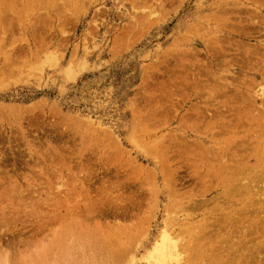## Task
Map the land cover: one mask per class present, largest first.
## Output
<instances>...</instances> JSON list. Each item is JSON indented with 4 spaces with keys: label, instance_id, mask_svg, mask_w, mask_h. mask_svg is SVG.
I'll use <instances>...</instances> for the list:
<instances>
[{
    "label": "rangeland",
    "instance_id": "obj_1",
    "mask_svg": "<svg viewBox=\"0 0 264 264\" xmlns=\"http://www.w3.org/2000/svg\"><path fill=\"white\" fill-rule=\"evenodd\" d=\"M263 24L264 0H0V251L8 253V261L143 264L142 254L166 229L181 236V263L227 264L225 251L204 247L192 255L188 250L191 226L197 229L202 221L209 230L219 215L221 221L235 216L240 226L235 224L239 228L230 245L222 243L224 250L232 252V244L247 241L249 252L256 251L254 241H248L252 235L244 238L240 230L254 224L253 216L264 217L259 210L264 168L256 167L253 158L257 136L264 139V126H258L264 116ZM235 46L252 56L243 69ZM189 67L195 68L192 73ZM219 81L239 98L235 107L221 95ZM239 90L251 95L244 107L248 111L243 108L247 126L237 117L244 106ZM195 109L202 113L197 118ZM218 109L224 113L216 117ZM234 117L241 120L242 132L226 128L239 124ZM238 139H244L243 155H252L231 166L243 173L233 180L234 185L241 180L235 185L242 187L241 196L227 181L234 169L218 179L199 162L222 154L233 144L228 141ZM245 140L251 145L245 147ZM235 150L233 155H242ZM194 164L196 173L201 168L197 174ZM244 187H252L247 196ZM214 195L213 201L200 203ZM261 247L253 262L264 264Z\"/></svg>",
    "mask_w": 264,
    "mask_h": 264
},
{
    "label": "bare ground",
    "instance_id": "obj_2",
    "mask_svg": "<svg viewBox=\"0 0 264 264\" xmlns=\"http://www.w3.org/2000/svg\"><path fill=\"white\" fill-rule=\"evenodd\" d=\"M241 2V1H240ZM233 3V2H232ZM239 3V2H238ZM241 5V4H240ZM231 6H233V4L231 5ZM229 9H227V11H228ZM234 10V9H233ZM226 11V12H227ZM229 11H231V8H230V10ZM229 11H228V13H229ZM250 19V18H249ZM251 20V19H250ZM238 21V20H237ZM251 23V22H250ZM256 24L257 23H259V22H255ZM259 24H261L262 25V23H259ZM251 25V24H250ZM254 25V24H253ZM264 25V24H263ZM257 27H258V24L256 25ZM253 28H255V25L254 26H252ZM251 27V28H252ZM262 27V26H261ZM259 29V28H258ZM261 29V28H260ZM263 29H264V27H263ZM256 31H259V30H257V29H255ZM262 32H263V30H262ZM258 33V32H257ZM259 33H261V32H259ZM264 34V33H263ZM215 38V37H214ZM216 39V38H215ZM244 44V43H243ZM258 45H256V46H253V47H257ZM207 47V46H206ZM235 47H237V46H235ZM234 47V48H235ZM239 47V46H238ZM237 47V48H238ZM245 47H247V46H245ZM245 47H244V49H245ZM242 48H243V45H242ZM239 49H241V48H238V51L237 52H239L240 51V53L243 55V58H244V61H240L241 63V68L242 67H244V65L245 64H243V62L244 63H248L249 62V59H251V57L252 56H249V52L245 49V50H239ZM252 49V48H251ZM233 50H235V49H233ZM237 50V49H236ZM253 50H255L254 48L252 49V51ZM259 50V49H258ZM256 51V50H255ZM240 53H237V54H240ZM259 53V52H258ZM222 54V53H221ZM236 54V53H235ZM240 54V55H241ZM257 54V53H256ZM223 55H225V54H223ZM252 55H254V54H252ZM213 56H215V54H213ZM219 56H221V55H219ZM262 56V55H261ZM209 57V56H208ZM250 57V58H249ZM263 57H264V55H263ZM215 58H217V57H215ZM214 58V59H215ZM218 58H220V57H218ZM262 58V57H261ZM214 59H212V61H214ZM210 60H211V58H210ZM259 60H261V64L264 66V58H262V59H259ZM226 61V60H225ZM228 61V60H227ZM235 61V60H234ZM234 61H232V62H234ZM228 62H230L231 63V61H228ZM236 62V61H235ZM252 62V61H251ZM259 61H257L256 62V65H257V63H258ZM238 63V62H237ZM236 64V63H235ZM239 64V63H238ZM250 64V63H249ZM198 65H202V64H198ZM216 66H217V64H215ZM226 65V64H225ZM258 65L259 66H261L260 68H263L262 67V65H260L259 63H258ZM258 65H257V68H258ZM191 66V65H190ZM202 66H204V65H202ZM251 66H253V65H251ZM251 66H249V67H251ZM193 67V66H192ZM195 67V66H194ZM198 67V66H197ZM196 67V68H197ZM218 67V66H217ZM233 67V66H232ZM200 68V67H199ZM198 68V69H199ZM206 68V67H205ZM219 68H221V66L219 67ZM230 68V67H229ZM240 68V69H241ZM247 69H249L248 67H246ZM252 68V67H251ZM192 68H190L189 67V70H191ZM195 69V68H194ZM194 69H192L191 71H189L190 73H192V71H194ZM200 69H202V70H204L203 68H200ZM199 69V70H200ZM209 68H207V70H208ZM227 69V68H226ZM243 69V68H242ZM253 69V68H252ZM259 69V68H258ZM264 69V68H263ZM262 69V70H263ZM197 70V69H196ZM198 70V71H199ZM202 70H200V71H202ZM256 70V69H255ZM247 71V70H246ZM261 71V70H260ZM203 72V71H202ZM202 72L200 73V72H196V73H200V75L202 76ZM189 73V74H190ZM204 73V72H203ZM206 73V72H205ZM243 73H246L245 71L243 72ZM254 73H256V72H254ZM261 73V72H260ZM195 73H193V75L192 76H194V77H196L198 74H196V75H194ZM209 74V73H208ZM207 74V75H208ZM211 74H212V72H211ZM210 74V75H211ZM257 74V73H256ZM200 75L198 76V77H196V78H199L200 77ZM262 75H264L263 74V71H262V74H261V76ZM206 76V75H205ZM209 76V75H208ZM189 77H191L190 75H189ZM216 77V76H215ZM224 77H225V75H224ZM247 77V76H246ZM193 78V77H192ZM208 78V77H207ZM210 78V77H209ZM217 78V77H216ZM221 78V77H220ZM225 78H227V77H225ZM234 78V77H233ZM189 79V78H188ZM187 79V80H188ZM191 79V78H190ZM235 79H236V76H235ZM186 80V79H185ZM200 80H202V78H200L199 79V83H200ZM204 80V79H203ZM216 80V79H215ZM217 80H218V78H217ZM245 80H246V78H245ZM245 80L243 81L245 84H243L244 86H247V84L249 85H251V83H253L252 82V79H250V81L247 79V81H249V82H251V83H247V82H245ZM191 81H192V79H191ZM205 81H207V79L205 80ZM221 81H224V80H221ZM236 81V80H235ZM240 81V80H239ZM214 82V81H213ZM237 82V81H236ZM205 83V82H204ZM226 82H218L217 83V87H218V89H220L221 90V95L223 94V96L225 95L226 97H227V99H228V102L230 103V104H232L233 102H237V100H239V98H238V96H237V100L234 98V95L233 94H231V95H229L228 93H229V87L225 84ZM179 84H181V83H179ZM183 84H185V83H183ZM188 84H189V82H188ZM198 83H196V85H197ZM201 84V83H200ZM206 84V83H205ZM240 84V83H239ZM190 85H192L191 83H190ZM199 85V84H198ZM249 85V86H250ZM185 86H186V84H185ZM216 86V85H215ZM241 86H242V84H241ZM189 87V86H188ZM194 87V86H193ZM192 87V88H193ZM196 87H198V86H196ZM251 87V86H250ZM249 87V88H250ZM191 88V87H190ZM242 88V87H241ZM231 89V88H230ZM251 89V88H250ZM262 89H263V87H262ZM195 90V89H194ZM196 90H197V88H196ZM219 90V91H220ZM232 90V89H231ZM232 91H236V90H232ZM259 91V90H258ZM231 92V91H230ZM238 93L237 94H239L240 92H241V90H239V91H237ZM217 93V92H216ZM219 93V92H218ZM242 93V92H241ZM240 93V94H241ZM245 93V92H244ZM196 94V93H195ZM196 95H198V94H196ZM243 94H241V96H242ZM247 95H249V94H247ZM247 95H245V96H247ZM256 95V94H255ZM254 95V96H255ZM241 96H239L240 97V102H239V104L240 103H244V106L243 107H240V108H238L237 110H236V112L238 113V115H237V117L238 116H241V120L243 119V115L244 114H246L245 112H244V107L245 106H247V107H249V103L247 104L246 103V101H248L250 98V96L251 95H249V97L247 96L246 98H245V96L243 95L242 97ZM196 97V96H195ZM230 97V98H229ZM257 97V96H256ZM262 96H260V98H261ZM248 98V99H247ZM226 99V98H225ZM251 99H254L253 98V96H252V98ZM263 100H264V98H263ZM227 101V100H226ZM261 101V100H260ZM264 102V101H263ZM252 103V101L250 102V104ZM252 104H254V102L252 103ZM251 104V105H252ZM233 105V104H232ZM251 105H250V107H251ZM255 105V104H254ZM254 105H252V106H254ZM256 106V105H255ZM219 107V106H218ZM217 107V108H218ZM226 107V106H225ZM229 107V106H228ZM233 107H235L234 105H233ZM232 107V108H233ZM216 108V107H215ZM220 108H221V106H220ZM227 108V107H226ZM231 107H229V109H230ZM232 108H231V111H232ZM244 108V109H243ZM260 109H262V107H260ZM259 109V110H260ZM200 110V109H199ZM245 110H247L248 111V109H245ZM264 110V109H263ZM195 111H196V109H195ZM227 111V110H226ZM250 111H252V109L250 110ZM197 112V111H196ZM196 112H195V117L197 118L200 114H202L201 113V111H198L197 112V114H196ZM234 112H235V109H234ZM253 112V111H252ZM251 112V113H252ZM223 113H224V110L223 109H218V110H216L215 112H214V114H217V115H215L216 117H219V116H222L223 115ZM212 114V113H211ZM211 114L209 115L210 117H211ZM213 114V115H214ZM233 114V113H232ZM261 114V113H260ZM212 115V116H213ZM246 115H248V114H246ZM203 116V115H202ZM234 116L236 117V115L234 114ZM249 116V115H248ZM248 116H246V117H248ZM255 116V115H254ZM234 117V118H235ZM250 118V117H249ZM253 118H258V116H255V117H253L252 116V121H253ZM239 119V118H238ZM237 118H235V120H238ZM240 119L238 120L239 121V124H234V123H230V125L227 127V125H226V128L228 129V128H230V129H232V130H230V131H232V132H234V133H236L237 131L238 132H242V131H239V128H242V126L241 127H239L240 125H241V123H240V121H241ZM246 120V122L245 121H241V122H245V126H247V122L249 121V119L248 118H246L245 119ZM238 121H236L237 123H238ZM94 122V121H93ZM254 122V121H253ZM259 122V121H258ZM224 124H226V123H224ZM254 125H256V124H258V123H253ZM253 124H251V127L253 126ZM258 126H264V116L262 117V122L260 123L259 122V124H258ZM225 127V125H223V127L221 128V129H219L220 131H223V128ZM244 128V127H243ZM261 127H259L258 129H260ZM226 129V130H227ZM238 129V130H237ZM247 129V128H246ZM257 130V129H256ZM219 131V132H220ZM219 132H217V133H219ZM226 132V131H225ZM225 132H223L224 134H225ZM254 132H256L255 130L251 133L252 135H254L253 133ZM261 132H264V128H263V131H261ZM220 133H222V132H220ZM227 133V132H226ZM229 134H231V133H229ZM261 134H263V133H261ZM252 135H250V137L249 136H246V138H247V140H249L248 139V137L249 138H252L251 136ZM255 135H257V134H255ZM254 135V136H255ZM254 136H253V138H254ZM261 135H259V136H257V138H256V141H255V143L257 144V149H256V151L254 152V159H255V165H256V167H261L262 169L264 168V139H263V137H260ZM243 140L244 139H242V140H240V141H242L243 142ZM252 140V139H251ZM253 141V140H252ZM185 142V141H184ZM193 142H195V141H193ZM242 142H239V139H238V141L237 140H230V141H228V144L229 143H233V144H235V145H238L239 146V149H237L236 147H234L235 145H231L230 144V147L229 148H232L231 149V153L229 152L228 154H227V151L229 150V148H226V150H224V152L221 154V153H219V152H217V153H215L214 155L211 153V155L209 154V156L208 155H206V156H203V157H201L199 160V162L201 163V162H203V163H201V164H203V166L205 165L207 168H208V171H207V173L208 174H213L212 176H216V178H218V179H223V178H225L227 175H229V173L230 172H232L233 171V169L235 170L234 172H233V175L232 176H230L231 178H229L228 176H227V181H229V182H231L232 183V185L231 186H233V188L231 187V190L232 189H234V191H238L237 193H239V195L241 196V189H242V187H240L239 185H237V186H235L236 184H239L240 183V181H239V183L237 182L235 185H234V183L233 182H235V181H233L234 180V176H236V175H240V174H243V173H240V168L238 167L237 169L236 168H234L235 167V165L234 164H237L238 163V165L239 164H241L243 161H246V162H248L249 161V159L252 157V155L250 154V153H245V155H243V152L245 151H243V149L244 148H241V146H244V143H242ZM245 142H246V140H245ZM248 142H250V141H248ZM180 143H182V142H180ZM188 144H189V146H190V143L189 142H187ZM251 143V142H250ZM250 143H245V145L246 144H248V145H251ZM197 143H195V145H196ZM221 144V143H220ZM223 144H224V142H223ZM222 144V145H223ZM227 144V143H226ZM185 145V144H184ZM183 145V146H184ZM194 145V146H195ZM225 145V144H224ZM193 146V145H192ZM204 146H206V145H204ZM216 146V145H215ZM211 147V146H210ZM225 147V146H224ZM234 147V148H233ZM245 147H247V145L245 146ZM181 147L180 146H178V148L177 149H180ZM186 148V147H185ZM194 148V147H193ZM195 148H197V147H195ZM194 148V149H195ZM242 149V151H241V149ZM204 149V148H203ZM206 149V148H205ZM235 149H237V150H239V153L241 152L242 153V155L241 154H238V155H233L234 153V150ZM245 149H247V148H245ZM250 149V148H249ZM175 150V149H174ZM173 150V151H174ZM237 150H235V151H237ZM187 152H188V150H186ZM190 151H191V149H190ZM202 151V150H201ZM215 151V150H214ZM250 151V150H249ZM178 153L179 152H181V150H178L177 151ZM193 152V151H192ZM189 153V152H188ZM203 153V152H202ZM200 154V153H199ZM217 154V155H216ZM236 154V153H235ZM175 155V154H174ZM173 155V156H174ZM180 154H178V156H179ZM193 155H195V152H194V154ZM175 156H177V155H175ZM177 156V157H178ZM181 156H182V152H181ZM180 156V157H181ZM199 156V155H198ZM212 158H211V157ZM220 156V158H218ZM224 156H226L225 158H224ZM195 157H197V156H195ZM200 157V156H199ZM174 158V157H173ZM173 158L171 159V160H173ZM183 158V157H182ZM185 159H186V156L184 157ZM184 159V161H186V160H188V159H186L185 160ZM229 160V161H228ZM196 161V160H195ZM208 161L210 162V161H214L215 163L213 164V163H211L213 166L211 167V166H209L208 165ZM183 162V161H182ZM197 162V161H196ZM240 162V163H239ZM178 163H179V161H178ZM195 163V162H194ZM186 164H187V162H186ZM198 163H196V165H197ZM199 165V164H198ZM208 165V166H207ZM234 166L233 168L231 167V166ZM200 166V165H199ZM181 167V166H180ZM183 167V166H182ZM181 167V168H182ZM193 167V170L195 171V173H196V171L198 170H196V166H195V164H194V166H192ZM202 167V166H201ZM177 168V167H176ZM178 168H179V166H178ZM188 168H190V167H188ZM198 168V167H197ZM206 168V169H207ZM254 168V167H253ZM200 170H201V168H199ZM206 169H204V170H206ZM255 169V168H254ZM253 169V170H254ZM171 170V169H170ZM199 170V171H200ZM245 170H246V168H245ZM168 171H169V169H168ZM199 171L197 172V173H199ZM241 172H243V170L241 171ZM246 172V171H245ZM257 172V171H256ZM259 172V171H258ZM261 172H263V175H264V169L261 171ZM261 172H259L260 173V176H261V178L263 177L261 174ZM179 173V172H178ZM189 173V172H188ZM196 173V174H197ZM204 173V172H203ZM176 174V173H175ZM174 173L172 174L173 176L175 175ZM171 175V174H170ZM188 175V174H187ZM201 175V174H200ZM244 175H245V173H244ZM251 175V174H250ZM255 175V174H254ZM190 176H192V175H190ZM189 176V177H190ZM197 176V175H196ZM205 176H206V173H205ZM205 176H203V177H205ZM249 176V175H248ZM247 176V177H248ZM256 176V175H255ZM259 176V177H260ZM176 177H178V176H176ZM182 177H183V175H182ZM186 177V176H185ZM188 177V178H189ZM193 177H195V175L194 176H192L191 178H192V180L194 179ZM211 177V176H210ZM213 178V177H212ZM252 178H253V176H252ZM251 178V179H252ZM255 178V177H254ZM258 178V177H257ZM264 178V177H263ZM174 179V177L172 178V180ZM179 179H180V177H179ZM178 179V180H179ZM203 179V178H202ZM256 179V178H255ZM104 180H106V179H104ZM171 180V181H172ZM177 180V181H178ZM200 181H201V179H199ZM198 180V181H199ZM206 180H208V179H206ZM205 180V181H206ZM210 180H212V179H210ZM215 180V179H214ZM244 180V179H243ZM102 181V186L103 185H105V182H104V184H103V180H101ZM109 181V180H108ZM175 180H173V182H174ZM199 181V182H200ZM251 181V180H250ZM252 181H253V179H252ZM257 181V180H256ZM172 182V183H173ZM196 183V185L198 184L197 183V181H195ZM210 182V181H209ZM211 182H213V180L211 181ZM243 182V181H242ZM263 182V181H262ZM101 183V182H100ZM109 183H110V181H109ZM185 183V182H184ZM221 183V182H220ZM249 183H251V182H249ZM264 183V182H263ZM113 184V183H112ZM177 184L179 185V183L177 182ZM176 184V185H177ZM183 184V183H182ZM194 184V185H195ZM244 184V183H243ZM248 184V183H247ZM190 185V184H189ZM201 185H202V182H201ZM212 185H213V183H212ZM101 186V187H102ZM109 186H113V185H109ZM192 186V185H191ZM209 187L208 188H206V189H209L210 187H212L211 185H208ZM105 187V186H104ZM108 187V186H107ZM107 187H105L106 188V190H105V188H104V190L105 191H107L109 188H107ZM197 187V186H196ZM205 187H207V185L205 186ZM111 188V187H110ZM199 188V187H198ZM217 188V187H216ZM229 188V187H228ZM101 190H102V188H100ZM176 189V188H175ZM175 189H173V190H175ZM180 189V188H179ZM212 189V188H211ZM220 189V188H219ZM223 189V188H222ZM230 189V188H229ZM228 189V190H229ZM250 189H252V187H244V190H245V192H242V194L244 193L245 194V196H247L250 192H251V190ZM213 190V189H212ZM227 190V191H228ZM110 191V190H109ZM109 191H107V192H109ZM177 191V190H176ZM193 191H194V189H193ZM198 191V190H197ZM202 191V190H201ZM208 191V190H207ZM222 191V190H221ZM221 191H220V193H221ZM226 191V190H225ZM224 191V192H225ZM226 191V192H227ZM107 192H105V193H107ZM229 192V191H228ZM230 193H231V191H230ZM104 194V193H103ZM227 194V193H226ZM216 195V194H215ZM215 195L214 196H212V198L211 199H200V203H203L205 200H212L214 197H215ZM217 195H219V193L217 194ZM237 195V194H236ZM195 196H196V194H195ZM209 196V195H208ZM207 196V197H208ZM223 196V195H222ZM225 196V195H224ZM227 196H228V194H227ZM256 196V195H255ZM254 196V197H255ZM187 197V196H186ZM219 197V196H218ZM244 197V196H243ZM191 198V197H190ZM216 198H217V196H216ZM224 198V197H223ZM222 198V199H223ZM236 198V197H235ZM174 199H176V198H174ZM192 199V198H191ZM252 199V198H251ZM256 199V198H255ZM254 199V200H255ZM257 199H259V198H257ZM95 200H97V204L100 202H98V200H99V198H97V199H94V201ZM184 200H186V199H184ZM183 200V201H184ZM189 200V199H188ZM194 200H196V199H194ZM193 200V201H194ZM202 200H204L203 202H201ZM218 200V199H217ZM253 200V199H252ZM260 200V199H259ZM258 200V201H259ZM213 201V200H212ZM212 201H211V203H212ZM227 201H229V200H227ZM216 202V201H215ZM231 202V201H230ZM235 202V201H234ZM239 202L240 201H238V204H239ZM255 202V201H254ZM93 203V202H92ZM179 204H182V202L180 203V202H178ZM183 203H185V202H183ZM197 203V202H196ZM195 203V204H196ZM205 203V202H204ZM203 203V204H204ZM219 203V202H218ZM224 203H226V202H224ZM223 203V204H224ZM233 203V202H232ZM93 204H95V203H93ZM100 204H102V203H100ZM130 204H132L131 202H130ZM177 204V203H176ZM179 204H178V206H179ZM186 204V203H185ZM184 204V205H185ZM188 204V203H187ZM189 204H191V201H190V203ZM188 204V205H189ZM198 204V203H197ZM227 204V203H226ZM230 204V203H229ZM254 204V203H253ZM200 206H201V204H199ZM206 205V204H205ZM210 204H208V206H209ZM258 205V204H257ZM262 205H264V202H263V204ZM95 206H96V204L94 205V208H95ZM187 206V205H186ZM194 206V205H193ZM193 206H189V207H193ZM196 206H198V205H196ZM196 206H194L195 208H197ZM202 206H204V205H202ZM249 206V205H248ZM99 207V206H98ZM182 208H183V205L181 206ZM181 207H179V208H181ZM185 207V206H184ZM193 207V209H195ZM206 207H207V205H206ZM227 208H228V206H226ZM92 208H93V205H92ZM177 208V207H176ZM181 208V209H182ZM222 208H224V207H222ZM249 208V207H248ZM252 208V207H251ZM255 208H257V207H255ZM184 209V208H183ZM187 209H188V207H187ZM191 209V208H190ZM199 209H200V207H199ZM216 209H218V207L217 208H215L214 210H216ZM225 209V208H224ZM253 209V208H252ZM219 210V209H218ZM218 210H216V211H218ZM223 210V209H222ZM240 210V209H239ZM238 210V211H239ZM242 210V209H241ZM247 210V209H246ZM261 212H263L264 213V207H262L261 206V209H259ZM93 211H94V209H93ZM191 211V210H190ZM211 211H213V210H211ZM230 211V210H229ZM235 211H237V209L235 210ZM235 211H232V212H235ZM247 211H250V210H247ZM247 211H245V212H247ZM253 211H255V209L253 210ZM258 211V210H257ZM259 211V212H260ZM181 212H184V211H181ZM215 212V211H214ZM213 212V213H214ZM221 212V211H220ZM244 212V213H245ZM251 212L252 211H250V214H251ZM187 213H189V212H187ZM186 213V211H185V214H187ZM212 213V214H213ZM256 214L258 213V212H255ZM205 214V213H204ZM215 214V213H214ZM220 214V213H219ZM222 214V213H221ZM225 214V213H224ZM228 214V213H227ZM231 214V213H230ZM238 214H241L240 213V211H239V213ZM243 214V213H242ZM177 215V214H176ZM182 215H184V214H182ZM194 215V214H193ZM199 215H201L200 214V212H199ZM234 215V214H233ZM261 215V214H260ZM262 215H264V214H262ZM198 216V215H197ZM202 216V215H201ZM212 216V215H211ZM220 216V218H221V215H219ZM218 216V217H219ZM242 216V215H241ZM256 216V215H255ZM255 216H253L252 217V219H254L253 220V223L255 224H252V222H250V223H248V225L247 226H243L244 227V231L243 230H240L241 231V233H242V236L244 237V238H246L248 235H252L253 236V238H252V236H251V238L248 240V241H254V246H253V249H256V251L254 250L253 251V253L252 252H249V251H252V250H249L248 248H246V243H247V241L245 242V245H243V243H242V245L240 246L238 243H236L237 245H238V247H236V246H234L232 243V245H231V247H232V249H233V251L232 252H229L230 250L228 249V248H225V250H224V247H223V244L222 243H224L225 241H227L230 237L232 238L235 234H237V233H235L236 231H237V229L240 227L239 225H238V222L239 221H237L238 220V218H235V216H234V218L232 217V215L230 216V217H227V218H225L223 221H221V220H219V219H217L218 217H216V219L217 220H219V221H217V220H212L211 221V223L209 224V223H207V224H209V225H212V228H213V230H214V232L213 231H211V229H209L208 230V225H203V222L201 221L200 222V224L197 226V229H196V227H193L192 228V226H191V228H190V230H189V238H190V242L189 243H191V244H189L188 245V250H189V252H191V254L192 255H195L194 253L195 252H197V250H199V248L201 249V248H204L205 247V250H208L209 248H211V249H209L210 251H213L212 250V248L213 249H217L219 252H222V254L223 253H225L226 252V254H225V256H226V259H225V261L227 260V264H260V263H258V261H256V262H253L254 260H253V254H254V252H255V254L258 256V253H259V251H262V250H260V248L259 247H261V246H259V243H260V241H262V239H263V237H264V217L262 216V218L261 219H256V217ZM209 216H207V218H208ZM225 217H226V214H225ZM239 217V216H238ZM195 217H193V216H190V220H188V221H190V223H192V222H194V219ZM250 218V217H249ZM249 218H247L248 220H249ZM212 219V218H211ZM237 219V220H236ZM246 219V220H247ZM176 220V219H175ZM178 220V219H177ZM182 220V219H181ZM205 220V219H204ZM242 220V219H241ZM244 220V219H243ZM187 221V220H186ZM192 221V222H191ZM175 223V222H174ZM190 223H188V224H190ZM221 223H224V224H221ZM243 223H244V221H243ZM178 224V223H177ZM181 224V223H180ZM187 223H186V225H188ZM235 224H237L239 227H237V225H235ZM183 224H181V226H182ZM243 225V224H242ZM165 226V225H164ZM175 226V225H174ZM184 226V225H183ZM182 226V227H183ZM166 227V226H165ZM243 229V228H242ZM175 230V229H174ZM160 232V231H159ZM172 232V231H171ZM178 232V231H177ZM187 232V231H186ZM171 233L170 232H168V230H166V229H162L161 230V232H160V234L157 236V235H155L154 237V240H153V242H152V244L151 245H149L150 247L149 248H147L146 250H145V252L142 254L143 256H142V258L141 259H143V264H183V263H181V261H182V254H181V251H180V247H179V237L181 238V236H179L178 234H174V232L172 233L173 235H170ZM235 237V236H234ZM183 239V238H182ZM230 240H233V239H230ZM201 241H202V243H201ZM237 242V241H236ZM238 242H240V241H238ZM41 243V242H40ZM40 243H38L37 245H40ZM183 243V242H182ZM227 244L229 243V240H228V242H226ZM263 243H264V240H263ZM44 244V243H43ZM150 244V243H149ZM221 244H222V246H221ZM36 245V246H37ZM181 245H184V244H181ZM229 245H230V243H229ZM249 245V244H248ZM262 245V244H261ZM35 246V247H36ZM187 246V245H186ZM226 247H227V245H225ZM259 246V247H258ZM41 247H42V244H41ZM41 247H39L38 246V248L40 249ZM183 247V246H182ZM250 247H251V245H250ZM249 247V248H250ZM252 248V247H251ZM261 248H264V247H261ZM34 249H36V248H34ZM229 250V251H228ZM246 250V253H243L244 251ZM264 250V249H263ZM2 251H4V250H2ZM2 251H0V253L2 252ZM225 251V252H224ZM33 252H36L35 250H33ZM38 252H40V250H38ZM206 252V251H205ZM214 252V251H213ZM216 252V251H215ZM42 253V252H41ZM200 253V252H199ZM183 254H185L184 252H183ZM201 254H203V250H202V252H201ZM204 254H206L207 255V252L206 253H204ZM31 255V254H30ZM29 255V256H30ZM210 255V254H209ZM8 253L5 251V252H2V255L0 254V264H11L10 263V261H11V259H10V261H8ZM28 256V255H27ZM32 256V255H31ZM38 256V255H37ZM36 256V257H37ZM218 256V255H217ZM262 255H260V257H261ZM10 258V257H9ZM22 259H20V261H16V262H13L12 264H22V262H23V260H24V258L23 257H21ZM38 258V257H37ZM36 258V259H37ZM214 258H216V256H214ZM218 258V257H217ZM224 258V257H223ZM263 258H264V256H263ZM184 259V258H183ZM213 259V258H212ZM260 259V258H259ZM26 260V259H25ZM142 261V260H141ZM193 261H194V259H193ZM224 261V260H223ZM260 261V260H259ZM263 261H264V259H263ZM263 261H261V262H263ZM12 262V261H11ZM213 262H215V261H213ZM213 262H211V263H213ZM192 264H194V263H192ZM214 264V263H213ZM219 264H221V263H219Z\"/></svg>",
    "mask_w": 264,
    "mask_h": 264
}]
</instances>
